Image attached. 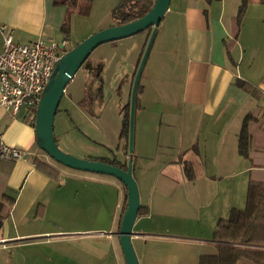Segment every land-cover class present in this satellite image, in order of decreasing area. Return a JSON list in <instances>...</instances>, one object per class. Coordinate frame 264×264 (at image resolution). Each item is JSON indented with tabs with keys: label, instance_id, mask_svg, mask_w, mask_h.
<instances>
[{
	"label": "crops",
	"instance_id": "crops-1",
	"mask_svg": "<svg viewBox=\"0 0 264 264\" xmlns=\"http://www.w3.org/2000/svg\"><path fill=\"white\" fill-rule=\"evenodd\" d=\"M242 3L175 0L165 47L149 84L139 85L132 153L119 135L113 156L88 157L125 163L133 156L140 210L132 244L140 264H201L215 257L217 223L246 206L250 182L264 183V4L247 0L235 38ZM66 18V7L54 0H0V48L8 33L19 44L67 42V48L71 34L66 40L61 31ZM95 92L91 109L104 104ZM91 115L104 118V112ZM248 115L254 118L245 158L239 136ZM0 141L26 153L16 161L0 159V197L14 198L0 228V264H20L15 257L21 251L22 264H126L119 238L122 183L50 158L37 145L26 109L13 116L0 105Z\"/></svg>",
	"mask_w": 264,
	"mask_h": 264
},
{
	"label": "rangeland",
	"instance_id": "rangeland-1",
	"mask_svg": "<svg viewBox=\"0 0 264 264\" xmlns=\"http://www.w3.org/2000/svg\"><path fill=\"white\" fill-rule=\"evenodd\" d=\"M119 3L120 0H93L88 15L72 14L70 16L71 42L66 51L72 50L91 35L116 26L112 15ZM171 6L175 7V0H171ZM170 11L171 9L160 24L142 71L140 86L149 84L152 65L158 59L159 49L165 47L164 33L168 34V30H171L169 29L172 15ZM151 32L152 28L126 39L101 45L92 52L68 83L54 121V135L63 152L81 159H87L89 156H113L116 152V145L120 143L121 128L126 118L130 116L128 107L131 103L133 74L136 76L138 70L134 69L128 75L129 69L143 49L145 51ZM110 48L114 50L109 53ZM181 85V77H178L177 94ZM96 90L99 97L104 96V104L102 108L98 105L97 108L91 109L89 99L93 100ZM102 112H104V118L99 120L92 118V113L100 115ZM136 115L137 113L135 119ZM115 181L121 185L120 181L116 179ZM23 257L24 252L21 251L15 258L23 262ZM22 262L19 263L22 264Z\"/></svg>",
	"mask_w": 264,
	"mask_h": 264
},
{
	"label": "water",
	"instance_id": "water-1",
	"mask_svg": "<svg viewBox=\"0 0 264 264\" xmlns=\"http://www.w3.org/2000/svg\"><path fill=\"white\" fill-rule=\"evenodd\" d=\"M171 0H155L152 9L142 18L123 25L111 26L101 30L81 44L67 51L58 62L45 87L35 118L36 142L39 148L56 162L78 171L109 175L119 180L127 189V207L123 213L119 231L120 244L126 264H140L132 244L133 228L140 210V193L133 174L132 157L127 169L101 161L81 159L63 152L54 135V121L68 83L74 78L86 59L103 44L126 39L152 28L151 36L138 67L130 103L129 153L133 151L135 102L139 81L155 40L158 28L170 8Z\"/></svg>",
	"mask_w": 264,
	"mask_h": 264
},
{
	"label": "trees",
	"instance_id": "trees-1",
	"mask_svg": "<svg viewBox=\"0 0 264 264\" xmlns=\"http://www.w3.org/2000/svg\"><path fill=\"white\" fill-rule=\"evenodd\" d=\"M208 3L212 0H206ZM93 0H54L56 6H64L67 9V18L62 25L61 31L66 40H70L72 14L88 15ZM264 4V0H261ZM155 0H120L118 6L113 10L112 18L115 25H123L136 21L145 16L153 7ZM247 0H243L238 15L234 20L233 34L237 38L241 29L242 19L246 10ZM148 31L151 28L147 29ZM245 86L246 84L243 83ZM138 86L135 112L139 109ZM130 109V107H128ZM59 109L57 111V114ZM253 115L245 118L241 134L239 136V153L250 157L251 145L249 125ZM35 123V122H34ZM129 127L130 116H128L121 129L120 139L127 142L126 152L129 151ZM264 132V129H263ZM56 142L57 138L55 137ZM58 144V142H57ZM92 161H101L113 166L127 169V163H120L117 159L87 158ZM133 160V156H132ZM185 172L189 179L194 178L191 167L185 166ZM126 203L127 207V189ZM14 204V198L7 195L0 197V228L3 225L4 213L7 207ZM213 240L217 243V255L212 258H203L201 264H238L241 259L249 260L256 264H264V183L250 182L247 190L246 206L243 209H233L228 219L220 220L213 233Z\"/></svg>",
	"mask_w": 264,
	"mask_h": 264
},
{
	"label": "built area",
	"instance_id": "built-area-1",
	"mask_svg": "<svg viewBox=\"0 0 264 264\" xmlns=\"http://www.w3.org/2000/svg\"><path fill=\"white\" fill-rule=\"evenodd\" d=\"M66 45L44 41L19 44L12 33L5 34L0 48V105L13 116L26 109L35 122L42 93L67 52ZM25 155V151L0 141V159L16 161Z\"/></svg>",
	"mask_w": 264,
	"mask_h": 264
}]
</instances>
